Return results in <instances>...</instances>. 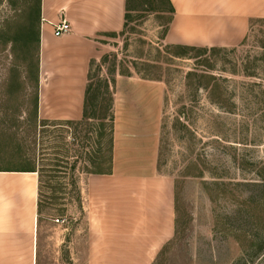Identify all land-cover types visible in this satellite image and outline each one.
I'll return each instance as SVG.
<instances>
[{
  "label": "rangeland",
  "instance_id": "rangeland-1",
  "mask_svg": "<svg viewBox=\"0 0 264 264\" xmlns=\"http://www.w3.org/2000/svg\"><path fill=\"white\" fill-rule=\"evenodd\" d=\"M243 1L242 43L192 49L167 41L166 0H133L91 66L97 119L56 124L36 111L40 0H0V170H36L42 207L82 227L83 177L112 170L115 79L149 80L164 87L159 173L176 184V233L152 264H264V0ZM57 230L40 264H86L79 232Z\"/></svg>",
  "mask_w": 264,
  "mask_h": 264
},
{
  "label": "crops",
  "instance_id": "crops-1",
  "mask_svg": "<svg viewBox=\"0 0 264 264\" xmlns=\"http://www.w3.org/2000/svg\"><path fill=\"white\" fill-rule=\"evenodd\" d=\"M170 2L175 11L166 38L170 45L234 48L248 34L252 13L243 0ZM126 15L127 0H41L40 120L82 122L92 63L102 57L103 41L124 30ZM62 20L72 30L56 37ZM163 101V85L133 76L115 79L112 170L83 177L82 227H71L69 217L65 227V215L55 225L59 218L41 205L36 170L0 171V264L47 262L57 228L79 232L74 255L79 262L152 264L176 233V184L158 169Z\"/></svg>",
  "mask_w": 264,
  "mask_h": 264
},
{
  "label": "trees",
  "instance_id": "trees-1",
  "mask_svg": "<svg viewBox=\"0 0 264 264\" xmlns=\"http://www.w3.org/2000/svg\"><path fill=\"white\" fill-rule=\"evenodd\" d=\"M167 1V4H168V7H169V12L173 15L174 14V8H173V5L172 3L170 2V0H166ZM133 0H127V15H126V21H127V18H128V15L130 13V11L132 10L131 9V4H132ZM38 15L41 16V0H40V5H39V10H38ZM38 42H39V39H38ZM192 49H195V48H192ZM107 89H108V83H107ZM92 87L90 86V84L88 85V89H87V95H86V101H85V107H84V117H83V120L82 121H85V120H88V119H97L98 115H97V104H96V100H97V97L96 98H93V95H92ZM100 93V91H98V94ZM90 108H92V116L90 115ZM36 111H37V107H36ZM108 111H109V118H110V121L113 123L114 121V115H113V92H111V101H110V106L108 108ZM107 111V112H108ZM0 171H3V170H0ZM4 171H9V170H4ZM21 172H29V171H32V170H19ZM36 172V171H35Z\"/></svg>",
  "mask_w": 264,
  "mask_h": 264
},
{
  "label": "built area",
  "instance_id": "built-area-1",
  "mask_svg": "<svg viewBox=\"0 0 264 264\" xmlns=\"http://www.w3.org/2000/svg\"><path fill=\"white\" fill-rule=\"evenodd\" d=\"M71 30H72L71 24L67 20H62V22L59 23L54 28V34L56 37H60V36H63V35L70 33ZM56 223H60V221L57 220Z\"/></svg>",
  "mask_w": 264,
  "mask_h": 264
}]
</instances>
